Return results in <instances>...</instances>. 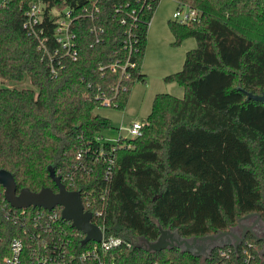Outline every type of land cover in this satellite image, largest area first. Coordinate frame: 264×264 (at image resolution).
Here are the masks:
<instances>
[{
    "label": "trees",
    "instance_id": "1",
    "mask_svg": "<svg viewBox=\"0 0 264 264\" xmlns=\"http://www.w3.org/2000/svg\"><path fill=\"white\" fill-rule=\"evenodd\" d=\"M175 1L201 13L188 23L168 20L174 44L188 37L196 41L181 69L165 76L183 87V96L156 93L141 120L142 134L118 143L102 138L113 126L94 113L105 106L96 96L114 95L111 107L121 110L133 84L146 82L141 61L159 0L0 4V77H28L32 85L0 86V170L12 174L18 189L56 191L49 176L54 170L67 190L88 194L95 208L104 195V235L121 239L108 252L110 264H213L217 246L201 257L178 247L148 251L139 244L155 240L159 227L190 238L227 231L250 213L264 221V0ZM37 2L42 13L35 27L49 46L55 20L67 9L77 15L71 30L78 57H63L53 76L25 26L26 12ZM127 31L131 50L124 47ZM127 59L134 66L121 78L108 67ZM7 208L0 184V264L10 239L21 235L19 225L6 220ZM55 208L60 214L61 207ZM59 229L74 251L94 243L82 244L84 234L61 219L46 240ZM245 238L262 246L253 236Z\"/></svg>",
    "mask_w": 264,
    "mask_h": 264
},
{
    "label": "built area",
    "instance_id": "2",
    "mask_svg": "<svg viewBox=\"0 0 264 264\" xmlns=\"http://www.w3.org/2000/svg\"><path fill=\"white\" fill-rule=\"evenodd\" d=\"M42 8L40 3H32L27 10V22L25 26L28 28L29 34L33 35L37 41V48L43 54L47 61L51 75L57 74V66L61 63L63 57L76 60L78 51L75 41V34L71 30V24L77 15H73L71 10H65L55 20L53 42L54 46L47 44V38L42 37V30L39 32L35 27V23L41 19ZM83 14L91 15L87 8H84ZM200 11L188 5H179L173 12V19L188 23L196 21L200 18ZM127 38L124 40V47L131 50L133 41L130 38V32L126 33ZM100 39L96 37V42ZM134 66L127 59L124 63L114 61L108 65L111 71L120 73V78L126 74V67ZM105 68L101 65L100 70ZM114 91H117L116 85ZM114 96V95H113ZM110 94L101 91L96 97L101 99L105 106H112L113 99ZM130 137L118 136L115 140H107L111 143H118L120 139L135 138L142 134L141 121H133L127 128ZM106 141V140H105ZM81 154L78 153L77 158ZM99 155L104 156V152L100 150ZM110 174V167L107 168L105 178ZM81 195V193H80ZM101 204L98 208L94 207V202L88 194H84L81 200L85 211L91 212V221L96 224L102 232V237L99 242H94L86 249L77 252L70 247V238L66 236L65 231L58 230L53 233L55 236L52 240L47 241L46 233H51L52 229L59 225V220H66L56 210V206L50 210L42 207L32 213L27 211V208H14L7 201L8 208L4 211L6 220H11L12 223L18 224L20 227V236H14L9 241V251L3 258L5 264H110L107 261L108 252L111 248L118 246L121 239L113 236L105 237L103 221L105 219V196L101 195ZM6 205V204H5ZM35 207V206H32ZM92 211H91V210ZM69 221V220H67ZM70 222V221H69ZM88 243V242H87ZM234 241L230 244L217 245L218 250L214 254L213 264H254L256 258L259 261L256 264H264V245L257 248L256 244L246 238L235 247ZM113 264V263H111ZM158 264V263H153Z\"/></svg>",
    "mask_w": 264,
    "mask_h": 264
},
{
    "label": "rangeland",
    "instance_id": "3",
    "mask_svg": "<svg viewBox=\"0 0 264 264\" xmlns=\"http://www.w3.org/2000/svg\"><path fill=\"white\" fill-rule=\"evenodd\" d=\"M3 1L0 0V4ZM176 8L175 0H159L150 19L145 51L141 61V69L146 75V82L133 84L123 109L111 106H100L94 109V113L109 118L113 126L102 132L103 140H116L119 135L130 137L127 128L134 120L141 121L146 118L156 93L183 96V87L176 81H166L165 76L181 69L185 53L196 46V41L193 37H188L179 44L173 43L174 37L168 27V20L173 19V12ZM0 86L32 87L28 77L22 82L9 81L0 77ZM262 226L264 229V222ZM199 256L204 257L202 254Z\"/></svg>",
    "mask_w": 264,
    "mask_h": 264
},
{
    "label": "water",
    "instance_id": "4",
    "mask_svg": "<svg viewBox=\"0 0 264 264\" xmlns=\"http://www.w3.org/2000/svg\"><path fill=\"white\" fill-rule=\"evenodd\" d=\"M49 176L54 182L57 191H54L51 187H42L38 191H32L27 187L18 189L12 174L6 170H0V184L3 187L4 199L14 208L35 206L50 210L55 206H60L61 216L69 220L72 227L84 234L82 244H86L89 241L99 242L102 237L101 229L91 221V212L84 210L80 192L67 190L60 176L56 175L54 170H50ZM246 217H255L256 222L261 221L258 214L250 213L239 218L237 223ZM228 233L229 231H222L216 234L183 238L174 231L159 227V236L155 240L148 241L142 239L139 246L148 251H160L165 248L178 247L183 251L199 255L192 250V247L198 240H214ZM252 235L257 240L264 241V237H257L253 233ZM243 238L244 233H241L240 236H235L233 245L236 247ZM216 246H211L209 252Z\"/></svg>",
    "mask_w": 264,
    "mask_h": 264
},
{
    "label": "flooded vegetation",
    "instance_id": "5",
    "mask_svg": "<svg viewBox=\"0 0 264 264\" xmlns=\"http://www.w3.org/2000/svg\"><path fill=\"white\" fill-rule=\"evenodd\" d=\"M57 191V190H56ZM262 222H256L255 217H246L240 220L236 226L230 228L229 233L225 234L219 238L214 240L206 239V240H198L195 245L192 247V250L199 255H205L209 252L211 246L216 245H223V244H230L235 239V236H240L241 233H244V238L248 235L253 236L255 234L257 237H264V229L262 226ZM262 245H264V241H262Z\"/></svg>",
    "mask_w": 264,
    "mask_h": 264
},
{
    "label": "crops",
    "instance_id": "6",
    "mask_svg": "<svg viewBox=\"0 0 264 264\" xmlns=\"http://www.w3.org/2000/svg\"><path fill=\"white\" fill-rule=\"evenodd\" d=\"M176 2V1H175ZM134 121H136V120H134Z\"/></svg>",
    "mask_w": 264,
    "mask_h": 264
}]
</instances>
